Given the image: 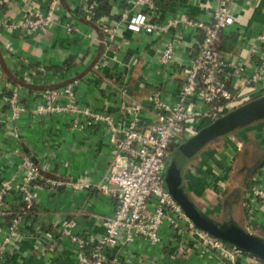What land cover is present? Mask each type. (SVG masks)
<instances>
[{
	"label": "crops",
	"instance_id": "obj_1",
	"mask_svg": "<svg viewBox=\"0 0 264 264\" xmlns=\"http://www.w3.org/2000/svg\"><path fill=\"white\" fill-rule=\"evenodd\" d=\"M229 1L234 23L223 31L221 45L228 46L222 51L237 56L264 24V0ZM88 2L95 6L93 20L86 18ZM153 2L154 10L143 8V11L154 22L181 16L207 21L217 4V0ZM45 7V0H0V20L20 22L29 13ZM136 9L135 0H59L53 23L43 32L31 35L21 29L0 28L1 79L13 88L23 85L28 90L25 100L28 104L38 100L35 94L51 79L41 81L36 75H27V65L31 68L44 65L48 74L58 73L56 79L52 78L55 85L78 80L79 99L93 108L108 107L106 102L114 101V89L122 79L130 101L147 105L145 96L159 86L162 98L171 103L182 81L177 64L195 51L198 36L186 29L171 30L161 36L133 34L125 28L121 15ZM65 23L72 25L71 32L64 28ZM103 25L115 29L112 41L101 29ZM171 38L176 43L173 62L167 68L158 64L157 59L165 41ZM19 57L25 58L26 63L17 62L15 58ZM141 90L148 93L138 95ZM109 110L114 112L115 108ZM142 118V129H146L152 123L149 107ZM67 119L53 115L44 122H33L24 116L18 125L19 144L14 143L6 126L0 124V180L11 177L20 156L26 154L39 164H48L49 170L58 175L71 179L86 176L91 182L100 181L110 161L106 126L99 123L85 131L67 130ZM196 154L187 167L188 159L185 160L181 171L182 187L194 205L214 222L223 216V221L248 227L264 240V200L250 191L255 183H264V118L213 139ZM238 166L247 174L239 183L228 182V175L232 176ZM18 199L17 194L7 198L10 211L19 208ZM33 203V209L23 214L22 236L7 245L0 264H77L74 244L59 234L61 222L69 220L77 235L91 239L102 234L100 221L112 214L115 204L113 198L92 188L74 191L69 187L53 193L37 190ZM8 217L3 219L4 225ZM159 235L161 241L156 245L142 238L120 244L115 249L120 264H219L199 246L193 247L185 258L176 257L175 241L166 224L160 227ZM2 237L0 234V241ZM53 239L57 246L49 248ZM239 262L264 264L248 254Z\"/></svg>",
	"mask_w": 264,
	"mask_h": 264
},
{
	"label": "built area",
	"instance_id": "obj_2",
	"mask_svg": "<svg viewBox=\"0 0 264 264\" xmlns=\"http://www.w3.org/2000/svg\"><path fill=\"white\" fill-rule=\"evenodd\" d=\"M44 10L36 9L20 21L5 23L0 28L21 29L31 35L46 30L53 23L59 0H45ZM136 10L124 11L121 15L125 28L140 35L161 36L171 30L186 29L196 32L198 44L194 52L177 64L182 81L169 103L162 98V88L154 87L146 96L147 105L127 98L125 79L114 89V101H107L102 108H93L83 103L77 93L78 80L72 79L63 85L52 81L58 73L48 74L44 65L35 68L26 66L27 75H36L41 81H51L35 94L38 100L25 102L28 90L21 84L10 87L0 68V124L6 126L15 144L20 142L18 125L25 116L33 122H44L53 115L67 117V130L85 131L102 123L109 135L110 161L103 178L91 182L86 176L71 179L49 170L48 164H39L29 155L20 156L16 172L0 180V262L7 245L22 236L21 221L23 204L33 203L37 190L53 193L62 187L74 191L94 189L113 198L114 210L101 219L102 234L91 239L73 231L69 220L60 224L59 234L73 244L77 264H120L115 249L120 244L132 243L142 238L151 245L160 243V227L168 226L175 241L174 255L185 258L189 251L201 247L216 258L219 264H240L239 259L248 254L228 244L204 229L198 228L185 214L165 186L164 167L173 149L196 134L203 121H214L235 108L264 96V24L254 38L247 41L242 53L237 56L219 49L223 31L234 23L229 0H217L210 19L175 17L163 22L148 19L143 8L154 10L153 0H135ZM86 18L94 19L95 6L86 4ZM71 32L70 23L63 24ZM109 41L115 38V29L101 26ZM175 39H167L158 64L167 68L173 62ZM108 44V43H107ZM10 55H12L10 53ZM26 63V59L15 58ZM47 78V79H44ZM152 111V123L142 129L144 110ZM115 108V111L109 110ZM253 196L264 200V183H255ZM17 194L19 210L13 214L7 198ZM11 216L4 225L3 219ZM250 232L248 227L244 228ZM122 234V236H121ZM50 237L51 235L48 234ZM53 239L49 248H55Z\"/></svg>",
	"mask_w": 264,
	"mask_h": 264
},
{
	"label": "water",
	"instance_id": "obj_3",
	"mask_svg": "<svg viewBox=\"0 0 264 264\" xmlns=\"http://www.w3.org/2000/svg\"><path fill=\"white\" fill-rule=\"evenodd\" d=\"M264 117V96L255 98L201 127L180 144L173 153L165 174V186L185 214L201 229L224 242L251 253L264 261V240L233 222L218 224L205 216L191 201L181 185V171L186 158L192 156L211 139Z\"/></svg>",
	"mask_w": 264,
	"mask_h": 264
},
{
	"label": "rangeland",
	"instance_id": "obj_4",
	"mask_svg": "<svg viewBox=\"0 0 264 264\" xmlns=\"http://www.w3.org/2000/svg\"><path fill=\"white\" fill-rule=\"evenodd\" d=\"M148 93V91L147 90H141L139 93H138V95H143V94H147ZM264 117H261V118H259V119H257V120H255V121H258V120H261V119H263ZM255 121H253V122H255ZM239 128V127H238ZM224 135V134H223ZM220 136H222V135H220ZM220 136H218V137H216V138H219ZM213 139H211V140H209V142H211ZM208 143V142H207ZM207 143H205V144H207ZM205 144L204 145H202L192 156H190L189 158H188V162H187V165H186V167L187 166H189L190 165V163L192 164V162H194V160H195V157H196V153L197 152H199L202 148H204V146H205ZM176 149V148H175ZM170 161H171V158L169 157L167 160H166V165H165V167H164V172H166V170L168 169V167H169V165H170ZM238 164H239V162H238ZM240 168L241 167H239L238 166V168L234 171V173H233V175L231 176V175H228V182H231V180H233L234 181V183L236 184V183H239V182H241L242 181V179L244 178V176L247 174L246 172H241V170H240ZM243 171V170H242ZM190 173V172H189ZM188 175H190V174H188ZM237 178H239V180H237ZM234 187H231V189H233ZM238 188V187H237ZM224 208H225V205H224ZM221 216V215H220ZM224 220V217L223 216H221V218L219 219V221H217L216 220V223H218V224H222V223H224V222H228V221H223ZM237 225V224H236ZM239 226V225H238Z\"/></svg>",
	"mask_w": 264,
	"mask_h": 264
},
{
	"label": "trees",
	"instance_id": "obj_5",
	"mask_svg": "<svg viewBox=\"0 0 264 264\" xmlns=\"http://www.w3.org/2000/svg\"><path fill=\"white\" fill-rule=\"evenodd\" d=\"M221 37H222V36H221ZM221 37H220V44H219V49H220V50H222V49H224V48H226V47L228 48L227 45H224V44L221 45ZM209 123H211V122H210V121H203L202 124H201V127H203V126H205V125H207V124H209ZM186 160H187V158H186ZM183 167H184V164H183ZM183 167H182V169H183ZM181 185H182V181H181ZM33 205H34V203H29V204H28V203L25 202V203L23 204V207H22V208H23V210L28 211V210L33 209ZM18 210H19V208L15 209V210H14V209H11V213L13 214L14 212H16V211H18ZM10 217H11V216L8 217V220H9ZM261 239H262V238H261ZM261 262L264 263V261H262V260H261Z\"/></svg>",
	"mask_w": 264,
	"mask_h": 264
},
{
	"label": "flooded vegetation",
	"instance_id": "obj_6",
	"mask_svg": "<svg viewBox=\"0 0 264 264\" xmlns=\"http://www.w3.org/2000/svg\"><path fill=\"white\" fill-rule=\"evenodd\" d=\"M176 150V149H175ZM175 150L172 151L171 155H170V158L172 157L173 153L175 152ZM188 159V158H187Z\"/></svg>",
	"mask_w": 264,
	"mask_h": 264
}]
</instances>
